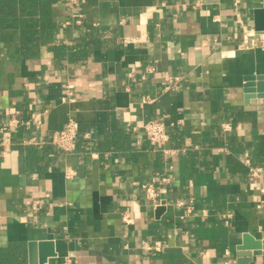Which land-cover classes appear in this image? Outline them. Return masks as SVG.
Instances as JSON below:
<instances>
[{"label":"crops","instance_id":"obj_1","mask_svg":"<svg viewBox=\"0 0 264 264\" xmlns=\"http://www.w3.org/2000/svg\"><path fill=\"white\" fill-rule=\"evenodd\" d=\"M263 2L55 0L54 39L96 42L58 63L46 45L21 56L19 28L0 27V248L25 245L23 264L41 241L46 264H236L245 234L264 243V97L245 89L264 75ZM69 118L76 148L45 143Z\"/></svg>","mask_w":264,"mask_h":264},{"label":"trees","instance_id":"obj_2","mask_svg":"<svg viewBox=\"0 0 264 264\" xmlns=\"http://www.w3.org/2000/svg\"><path fill=\"white\" fill-rule=\"evenodd\" d=\"M54 3L55 0H0V27L11 23L19 28L18 52L21 56H34L46 45L57 63L62 58L85 59L96 42L84 36L72 43L55 40ZM25 259V245L0 248V264H23Z\"/></svg>","mask_w":264,"mask_h":264},{"label":"built area","instance_id":"obj_3","mask_svg":"<svg viewBox=\"0 0 264 264\" xmlns=\"http://www.w3.org/2000/svg\"><path fill=\"white\" fill-rule=\"evenodd\" d=\"M67 1L70 7L74 6L77 3V0H67ZM68 23L69 22H66V24ZM245 30L246 32L244 35V41H245L246 47H249L250 45L253 46V44L256 43L255 32L247 28ZM263 46H264V42H263ZM31 118L37 123H40L41 121L39 118V114L37 113L32 114ZM18 122H19L18 119L13 120V123L15 125ZM146 134H147L148 140L156 147L164 145L169 140V133L167 131V125L162 120H158V119L150 120V122L146 126ZM77 137H78L77 123L74 118H69L65 126L60 130L54 131L50 135V137L47 138L45 143H50L54 145L56 148L64 152H71L76 148ZM260 173H261V168H257V167L250 168L251 176H257ZM144 188L146 191V195L150 200H153L157 197L158 193L154 185V179L144 184ZM27 204H30V202H27ZM31 204L35 210L40 209L42 207V201L39 199L33 200ZM123 220L125 223L130 224L132 221V218L130 214L126 213L123 215ZM64 264H73V262L71 261V259H66Z\"/></svg>","mask_w":264,"mask_h":264},{"label":"water","instance_id":"obj_4","mask_svg":"<svg viewBox=\"0 0 264 264\" xmlns=\"http://www.w3.org/2000/svg\"><path fill=\"white\" fill-rule=\"evenodd\" d=\"M254 29L257 33L264 34V2L262 7L254 10ZM245 89L249 93H256L258 97H264V75L247 76ZM48 244L51 243L47 241L29 243L30 264H46L49 256L56 255L53 250H50L37 256V248H43ZM237 250L236 264H250L254 255H264V243L249 234H245L243 243L238 246Z\"/></svg>","mask_w":264,"mask_h":264}]
</instances>
